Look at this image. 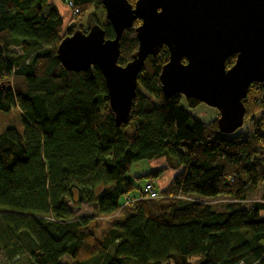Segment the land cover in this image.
Instances as JSON below:
<instances>
[{
	"label": "trees",
	"instance_id": "1",
	"mask_svg": "<svg viewBox=\"0 0 264 264\" xmlns=\"http://www.w3.org/2000/svg\"><path fill=\"white\" fill-rule=\"evenodd\" d=\"M71 2L80 13L104 10L102 0ZM139 23L121 34V65L137 50ZM100 25L112 38L109 22ZM62 29L52 0H0V111L17 106L23 123L22 132L0 131V250L34 264H64L65 255L66 264H264V86L248 87L244 131L221 132L216 118L181 107L179 93L163 94L164 46L146 57L129 119L117 126L99 68L61 65L56 47L77 26ZM161 158L165 167L130 175L134 163ZM167 169L178 171L159 188ZM147 180L157 198L141 197ZM127 196L134 201L124 204ZM218 197L221 208L207 201ZM67 200L92 205L93 215L75 216ZM107 216L100 238L91 222Z\"/></svg>",
	"mask_w": 264,
	"mask_h": 264
},
{
	"label": "water",
	"instance_id": "2",
	"mask_svg": "<svg viewBox=\"0 0 264 264\" xmlns=\"http://www.w3.org/2000/svg\"><path fill=\"white\" fill-rule=\"evenodd\" d=\"M102 6L113 37L94 23L63 36L56 54L68 71L99 68L117 126L129 119L146 57L165 45L169 55L158 76L163 94L179 93L217 109L221 132L242 127L249 85L264 86V0H102ZM136 19L137 50L121 65L120 37ZM232 54L235 62L227 68Z\"/></svg>",
	"mask_w": 264,
	"mask_h": 264
},
{
	"label": "rangeland",
	"instance_id": "3",
	"mask_svg": "<svg viewBox=\"0 0 264 264\" xmlns=\"http://www.w3.org/2000/svg\"><path fill=\"white\" fill-rule=\"evenodd\" d=\"M52 2H53V7L56 8L59 11V13L63 16V29L61 32L62 35L64 34L66 28L72 24H75L77 26V29L79 27H81L82 29L88 28L90 24L92 23V17H93V14H95V12H96L97 21L99 22V24H103L106 21L104 10H102V8L100 7H97L94 10L89 8L88 10L82 13H80V10H79V13L73 17V15L70 13V10L67 8V6L62 0H52ZM13 49L20 51V48L17 46L13 47ZM180 104H181V107L187 110L192 116H194L195 118L203 122H208L214 118H217L219 115V112L217 109L210 107L204 103H200L195 108L189 109L186 105V101L184 97L181 98ZM8 126H12L16 128L17 130H19L20 132L23 131L21 113L17 106H12L9 111H0V131H2ZM245 128H246V122H244L242 127L239 128L236 132H234V134L243 132ZM153 164L155 166H161L163 164V161L162 159H160L159 161L157 160ZM150 165L151 164L149 163V160L138 161L131 166L130 175H133L135 173L137 174L143 173L146 170L151 169ZM147 167L149 168L147 169ZM144 168H146V170ZM165 172L159 177L160 178L159 184L161 185H158L155 180V183L157 184V186H159V188H161V186H165L171 179V178L170 179L168 178L170 174L169 173L165 174ZM167 178L169 180H167ZM140 184L142 186L143 181H141ZM261 192H262L261 190L252 192L249 195L247 202L243 203V206H250L253 201L260 199ZM191 198H200V197L192 196ZM223 200L224 199L222 197H218L217 199H208L207 201H210L211 203H213L217 208H221L222 204L224 203ZM66 204L75 216H87L88 217V216L93 215V206L90 204L82 202L80 205H76L70 200H67ZM109 217L110 216L102 217V218L99 217L91 222L93 230L95 231L97 236L100 238L102 237L104 231L108 228V226L111 223L112 218H109ZM60 261L61 263H64V264L68 262L71 263V259L67 255L61 258ZM0 264H34V263L30 260L29 256L25 253L19 254L13 258H8L0 250Z\"/></svg>",
	"mask_w": 264,
	"mask_h": 264
},
{
	"label": "built area",
	"instance_id": "4",
	"mask_svg": "<svg viewBox=\"0 0 264 264\" xmlns=\"http://www.w3.org/2000/svg\"><path fill=\"white\" fill-rule=\"evenodd\" d=\"M64 3L67 6V8L70 10V13L73 15V17L79 13V9L73 6V3L71 2V0H65ZM158 196H159V192L155 188L154 183L150 180H147L142 187L141 197L154 199V198H157ZM133 201H134V198H130L129 196H127L125 198L124 204H129Z\"/></svg>",
	"mask_w": 264,
	"mask_h": 264
},
{
	"label": "crops",
	"instance_id": "5",
	"mask_svg": "<svg viewBox=\"0 0 264 264\" xmlns=\"http://www.w3.org/2000/svg\"><path fill=\"white\" fill-rule=\"evenodd\" d=\"M162 159V161H163V164L161 165V166H155L153 163H155L157 160L159 161L160 159H157V160H150L149 161V163L151 164L150 166H151V169H155V168H159V167H165L166 166V163H165V160L163 159V158H161ZM165 165V166H164ZM149 167H147V169H148ZM145 170H146V168H144ZM174 170V169H173ZM173 170H171V169H168L166 172H165V174H170V176L168 177L169 179L170 178H172L176 173H177V171H178V169L176 170H174V172H173ZM172 173V174H171ZM174 173V174H173ZM167 178V180H169ZM159 181H160V178H157L156 179V182H157V184L158 185H161V184H159ZM161 187H164V186H161ZM261 214L262 215H264V212H261Z\"/></svg>",
	"mask_w": 264,
	"mask_h": 264
},
{
	"label": "flooded vegetation",
	"instance_id": "6",
	"mask_svg": "<svg viewBox=\"0 0 264 264\" xmlns=\"http://www.w3.org/2000/svg\"><path fill=\"white\" fill-rule=\"evenodd\" d=\"M164 46H165V45H163L161 48H163ZM165 47H166V46H165ZM161 48H160V49H161ZM166 49H167V47H166ZM167 50H168V49H167ZM159 51H160V50H159ZM168 55H169V52H168ZM229 56H234V62H235L236 55H235V54H232V55H229ZM229 56H228V57H229ZM225 61H226V60H225ZM234 62H233V63H234ZM232 65H233V64H232ZM229 67H230V66H229ZM227 68H228V67H227ZM159 83H160V82H159Z\"/></svg>",
	"mask_w": 264,
	"mask_h": 264
}]
</instances>
